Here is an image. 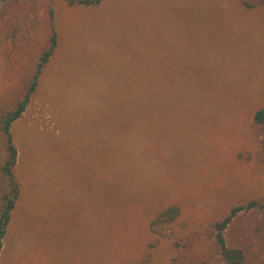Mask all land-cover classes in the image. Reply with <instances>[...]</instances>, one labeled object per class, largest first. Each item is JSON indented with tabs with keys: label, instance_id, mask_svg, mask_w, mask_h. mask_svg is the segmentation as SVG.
Wrapping results in <instances>:
<instances>
[{
	"label": "rangeland",
	"instance_id": "rangeland-1",
	"mask_svg": "<svg viewBox=\"0 0 264 264\" xmlns=\"http://www.w3.org/2000/svg\"><path fill=\"white\" fill-rule=\"evenodd\" d=\"M51 5L0 0V118L50 46ZM60 32L13 125L22 196L0 264H132L140 250L134 264H224L205 243L150 242L136 209L175 190L204 201L227 185L231 205L264 191L253 144L264 127L252 122L264 104V0H103L69 7ZM250 149L259 162L240 158ZM2 186L0 175V203ZM225 236L264 264V208L240 212Z\"/></svg>",
	"mask_w": 264,
	"mask_h": 264
},
{
	"label": "trees",
	"instance_id": "trees-1",
	"mask_svg": "<svg viewBox=\"0 0 264 264\" xmlns=\"http://www.w3.org/2000/svg\"><path fill=\"white\" fill-rule=\"evenodd\" d=\"M103 0H52L50 15L53 22V32L51 43L47 50L43 52L36 69L26 86V91L21 100L13 107L4 111L0 118V135L3 137V159L0 165V175L2 176L3 186L1 189L0 205V254L3 248V240L6 235L8 226L13 219V212L22 196V181L18 172L19 151L14 139L13 125L26 111L34 96L38 93L45 76L49 73L50 65L58 54V49L62 42L60 24L62 13L69 7L73 6H94ZM248 9L255 8L252 4L244 3ZM64 20V17H63ZM47 73V74H46ZM140 111L144 108L145 113L150 115V110L142 103ZM253 124L264 127V104L257 107L253 113ZM253 144L260 145L261 151H264V140L253 141ZM254 149L248 151L249 154L244 156L240 152V158L246 157L247 163L259 162L255 156ZM262 153V152H261ZM260 155V154H258ZM217 189L216 187H214ZM227 185L220 188L225 195L216 197V193L211 194L206 200H196L192 197V188L185 191H173L167 193L163 198L154 201L143 202V206L137 208V216L142 223L146 237L153 234L155 242L159 246L171 249H192L195 245L202 247L205 243L214 253L217 252L224 264H248L247 252L239 247H230L226 242L225 231L233 219L243 210H250L256 207L264 208L263 189L254 190L258 195L248 198L231 205V197L236 190H230ZM240 191H238V195ZM226 196V197H225ZM215 197V198H214ZM224 200L221 201V198ZM264 198V197H263ZM231 199V200H230ZM221 202V203H220ZM220 204L225 206L226 213L218 215L214 208H220ZM204 216L206 220H204ZM169 231V233H166ZM145 234V233H144ZM145 237V238H146ZM149 242L150 247L152 246ZM139 251V250H138ZM141 251V250H140ZM140 251L132 260V264L140 261ZM170 253L166 256H168ZM155 259V258H154ZM150 260L147 264H152Z\"/></svg>",
	"mask_w": 264,
	"mask_h": 264
}]
</instances>
